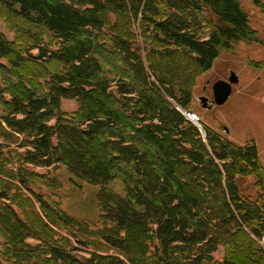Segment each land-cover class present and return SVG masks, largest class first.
<instances>
[{
    "label": "trees",
    "instance_id": "obj_1",
    "mask_svg": "<svg viewBox=\"0 0 264 264\" xmlns=\"http://www.w3.org/2000/svg\"><path fill=\"white\" fill-rule=\"evenodd\" d=\"M0 9L61 42L52 49L32 35L33 44L22 54L0 32V70L13 74L27 61L38 67L36 80L9 75L8 86L0 84V126L12 132L3 131L4 137H22L15 143L24 150L16 153L23 164L63 165L75 178L100 186L102 219L128 235L103 236L118 251L114 254L80 255L50 244L28 246L23 259L264 264V178L256 143L241 145L209 126L200 129L179 109L188 111L190 92L151 72L135 42L105 31V14L130 17L162 44L150 55L180 52L206 72L223 50L254 39L239 0H0ZM48 63L60 70L48 72ZM62 100H75L77 111H62ZM7 147L0 144L1 155ZM249 175L258 177L256 200L245 196L239 183ZM220 249L224 255L217 262ZM236 252L244 262L234 258Z\"/></svg>",
    "mask_w": 264,
    "mask_h": 264
},
{
    "label": "rangeland",
    "instance_id": "obj_2",
    "mask_svg": "<svg viewBox=\"0 0 264 264\" xmlns=\"http://www.w3.org/2000/svg\"><path fill=\"white\" fill-rule=\"evenodd\" d=\"M239 1L256 32L254 39L236 42L231 49L223 50L213 67L206 72L197 69L180 52L168 58L150 55L152 48H161L162 44L154 40L141 22L130 17L105 14V31L119 32L135 42L151 72L159 73L177 88L190 92L191 101L187 109L200 118V127L197 125L200 129L204 125L209 126L238 144L254 141L258 147L264 178V0ZM0 32L22 54H26L25 51L33 44L32 35L39 34L43 43L52 49L59 48L61 44L44 28L4 9H0ZM109 58L115 60V57ZM37 68L34 62L27 61L13 74L0 70V84L7 87L8 83L4 78L9 79V75L12 80H15L14 75L35 77L36 80ZM45 68L50 73L60 70L55 63H48ZM231 73L236 74L238 83L233 85L229 100L217 106L214 104L213 85L220 80L227 81ZM44 79L41 78V82ZM202 97L208 99L207 107L203 106ZM109 107L108 105L106 109ZM2 109L0 107V118ZM77 109L75 100H62V111L73 113ZM2 126L4 130L0 126V134L3 133L0 135V144L8 147L2 150L3 155L0 154V264H65L36 257L23 259L21 254L28 246L44 248L51 244L73 250L74 253L79 252L80 255L92 251L102 254L117 253V250L103 240V236L109 233L121 237L128 235L127 231L102 219L99 201L101 187L75 178L63 165L40 168L23 164L16 153L24 150L18 149L15 143L22 140V137H4V132L11 135L12 132L5 124ZM91 154L97 155V159L103 157L98 150H91ZM239 183L245 196L253 200L258 198L261 190L257 187V176L249 175ZM116 185L117 183L113 184V188L109 187V190L116 188ZM261 194L264 195V186ZM38 197L51 210L43 209ZM48 216L56 221V226L48 221ZM67 217L75 221L69 222ZM128 233L133 235L135 231ZM260 244L264 247V238ZM149 250L152 252L153 249ZM223 255L224 249H220L214 255L215 261H221ZM243 257L241 252L234 253V258L241 262H244Z\"/></svg>",
    "mask_w": 264,
    "mask_h": 264
},
{
    "label": "water",
    "instance_id": "obj_3",
    "mask_svg": "<svg viewBox=\"0 0 264 264\" xmlns=\"http://www.w3.org/2000/svg\"><path fill=\"white\" fill-rule=\"evenodd\" d=\"M237 83L238 78L235 73H231V76L227 81H217L213 85L214 104L217 106L225 104L231 97L233 85ZM201 101L203 103V106L207 107L208 99L206 97H202Z\"/></svg>",
    "mask_w": 264,
    "mask_h": 264
},
{
    "label": "built area",
    "instance_id": "obj_4",
    "mask_svg": "<svg viewBox=\"0 0 264 264\" xmlns=\"http://www.w3.org/2000/svg\"><path fill=\"white\" fill-rule=\"evenodd\" d=\"M184 114V116L190 120L191 122H193L194 124L199 125V122H200V118L198 117V115L194 112H190V111H184L182 112Z\"/></svg>",
    "mask_w": 264,
    "mask_h": 264
},
{
    "label": "crops",
    "instance_id": "obj_5",
    "mask_svg": "<svg viewBox=\"0 0 264 264\" xmlns=\"http://www.w3.org/2000/svg\"><path fill=\"white\" fill-rule=\"evenodd\" d=\"M233 141V140H232ZM236 143V142H235ZM238 144V143H237ZM242 145V144H241Z\"/></svg>",
    "mask_w": 264,
    "mask_h": 264
}]
</instances>
